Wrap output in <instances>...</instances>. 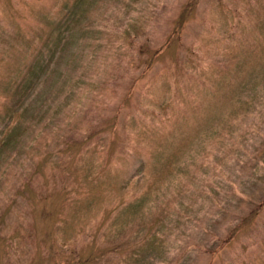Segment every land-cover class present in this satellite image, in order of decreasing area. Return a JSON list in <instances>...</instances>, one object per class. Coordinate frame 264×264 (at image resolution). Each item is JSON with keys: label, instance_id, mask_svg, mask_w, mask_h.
Instances as JSON below:
<instances>
[{"label": "rangeland", "instance_id": "374dc122", "mask_svg": "<svg viewBox=\"0 0 264 264\" xmlns=\"http://www.w3.org/2000/svg\"><path fill=\"white\" fill-rule=\"evenodd\" d=\"M0 264H264V0H0Z\"/></svg>", "mask_w": 264, "mask_h": 264}]
</instances>
